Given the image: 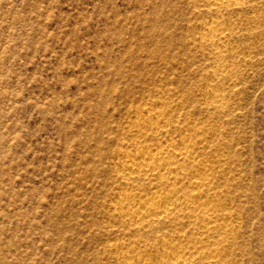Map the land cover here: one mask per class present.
I'll use <instances>...</instances> for the list:
<instances>
[{"label": "rangeland", "instance_id": "374dc122", "mask_svg": "<svg viewBox=\"0 0 264 264\" xmlns=\"http://www.w3.org/2000/svg\"><path fill=\"white\" fill-rule=\"evenodd\" d=\"M231 1L0 0V264H158L200 225L116 204L196 176L191 211L221 225L197 251L264 264V0ZM182 143L174 187L123 177L125 153Z\"/></svg>", "mask_w": 264, "mask_h": 264}, {"label": "bare ground", "instance_id": "6f19581e", "mask_svg": "<svg viewBox=\"0 0 264 264\" xmlns=\"http://www.w3.org/2000/svg\"><path fill=\"white\" fill-rule=\"evenodd\" d=\"M210 1H212L215 7L217 6L219 7V6H223L224 4H227L228 0H210ZM232 1L234 2V0ZM239 1L235 0V4L237 5ZM214 31L215 30L209 29L208 33L206 32L207 37L206 36L205 37L207 38V41L214 42L212 41V39L216 36V32ZM204 39L205 38H203V40ZM207 41L205 40V43ZM209 44L211 45V43ZM213 45L215 44H212V46ZM219 55L221 58L222 55L221 54ZM219 55L215 54V56L213 57L217 59ZM220 71L221 70H219V72ZM214 75H217V73H214ZM158 125L160 124H157V122L156 124H153V122L152 123L149 122L148 125L146 124L142 126L146 127L145 130L147 128L149 129L154 128V126L156 127V129L161 128L162 130V128H164L163 125L162 126H158ZM141 128L137 129L138 132L140 133H142ZM151 130L154 131L153 129ZM170 146L171 147L169 149L163 148L165 151L161 150V151H157L156 153L146 152L142 149L138 150V148L136 149L137 151H135L132 154L125 153L123 155L125 159L123 164V177L129 179L138 176H142V177L153 176L159 179L166 178L167 179L166 181H171L170 185L174 187L177 181H180L179 180L180 177L172 176V174L176 169L182 166L180 164L181 161H185L193 158L192 155L194 153V150H192L190 147L188 148L186 145H183V143L180 146L181 148L178 149L172 147V145ZM204 172L207 171L204 170ZM183 176L185 175L183 174ZM204 183H205L204 176H198V177L196 176L194 180L189 183L190 184L189 187H184V188L179 187L177 189L170 188L169 190L156 191L150 197L144 200L140 199L141 201H139L138 203H134L130 201V197H129L130 194H129L124 198V201L121 200L116 204L115 210L118 212L119 217L128 218L129 220L134 222V224H146V223L149 224L151 222H157V221L169 220V219L170 221H176L180 217H182L181 215H184L183 214L184 212H186L188 214V219L191 220L193 224L200 225L201 229L203 230L200 235H204L203 236L204 238L213 237V234L216 232V230L218 228L220 229L221 227L220 224L218 225L215 223L216 220H215V216L213 215L215 211L213 207L211 208L208 207L206 209L204 208L205 210L200 212L199 216L193 213L194 210L191 211L190 209V207L192 206L198 208L197 207L198 205L196 204H197V199L199 197V193H196L195 191L196 190L198 191L200 188H203L205 184L208 182H206L205 184ZM206 188L208 189V187ZM194 212L197 213V211ZM203 237L202 239H204ZM202 239L200 237L195 238L193 244L187 247L185 246L182 247L177 244H176L177 246H174L170 243L169 244L167 243V246L164 251L166 255L160 258L158 264H215L216 258L219 255V250L214 249L205 254L204 253L200 254L197 251V249L198 246H200L203 243ZM122 263L135 264L133 261H131V258L128 256L123 257Z\"/></svg>", "mask_w": 264, "mask_h": 264}]
</instances>
